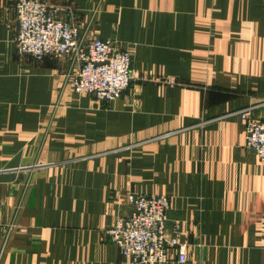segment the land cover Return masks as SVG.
<instances>
[{"label": "crops", "instance_id": "1", "mask_svg": "<svg viewBox=\"0 0 264 264\" xmlns=\"http://www.w3.org/2000/svg\"><path fill=\"white\" fill-rule=\"evenodd\" d=\"M45 1L129 51L135 79L109 103L76 93L74 61L17 54L0 0V264H129L107 235L128 193L168 197L186 264H264L240 118L264 121V0Z\"/></svg>", "mask_w": 264, "mask_h": 264}, {"label": "built area", "instance_id": "2", "mask_svg": "<svg viewBox=\"0 0 264 264\" xmlns=\"http://www.w3.org/2000/svg\"><path fill=\"white\" fill-rule=\"evenodd\" d=\"M14 12L17 29L13 43L17 54L36 61L45 57L74 61L78 65L72 83L76 93L92 94L96 100L109 103L127 91L135 79L130 52L118 49L110 40L85 43L79 37L70 7L50 5L45 0H14ZM240 118L245 123L244 148L264 162V121L253 119L244 111ZM126 200L131 214L117 217L107 231L123 262L155 264L174 260L186 264L187 244L181 241L178 228L175 226L171 235L166 234L168 197L128 193Z\"/></svg>", "mask_w": 264, "mask_h": 264}]
</instances>
